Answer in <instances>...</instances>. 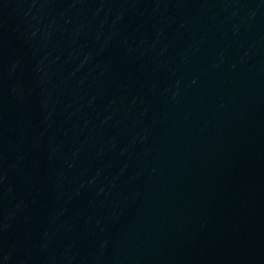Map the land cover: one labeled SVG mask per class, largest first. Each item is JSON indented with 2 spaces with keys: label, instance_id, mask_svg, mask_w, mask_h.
<instances>
[{
  "label": "water",
  "instance_id": "water-1",
  "mask_svg": "<svg viewBox=\"0 0 264 264\" xmlns=\"http://www.w3.org/2000/svg\"><path fill=\"white\" fill-rule=\"evenodd\" d=\"M162 167L264 258V0H34Z\"/></svg>",
  "mask_w": 264,
  "mask_h": 264
}]
</instances>
